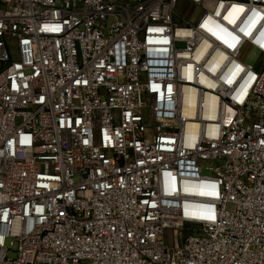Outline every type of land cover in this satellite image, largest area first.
<instances>
[{"label": "built area", "instance_id": "2783aa9c", "mask_svg": "<svg viewBox=\"0 0 264 264\" xmlns=\"http://www.w3.org/2000/svg\"><path fill=\"white\" fill-rule=\"evenodd\" d=\"M247 47L264 0H0V264H264Z\"/></svg>", "mask_w": 264, "mask_h": 264}, {"label": "rangeland", "instance_id": "374dc122", "mask_svg": "<svg viewBox=\"0 0 264 264\" xmlns=\"http://www.w3.org/2000/svg\"><path fill=\"white\" fill-rule=\"evenodd\" d=\"M178 16H185L188 17V21L191 24H195L201 15L200 8H193L186 3H181L178 6ZM179 47H182L179 45ZM242 58L246 60L247 63L251 64L256 71L260 72L264 67V56L258 54L251 48L247 47L242 52ZM204 175H211L210 171H203ZM15 255L14 253L9 254V258H13Z\"/></svg>", "mask_w": 264, "mask_h": 264}]
</instances>
